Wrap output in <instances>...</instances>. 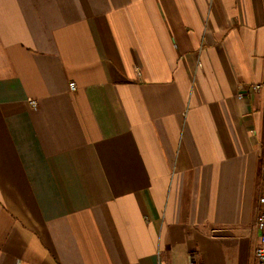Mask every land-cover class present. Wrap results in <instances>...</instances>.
<instances>
[{"label": "crops", "instance_id": "1", "mask_svg": "<svg viewBox=\"0 0 264 264\" xmlns=\"http://www.w3.org/2000/svg\"><path fill=\"white\" fill-rule=\"evenodd\" d=\"M263 157L264 0H0V264H255Z\"/></svg>", "mask_w": 264, "mask_h": 264}, {"label": "built area", "instance_id": "2", "mask_svg": "<svg viewBox=\"0 0 264 264\" xmlns=\"http://www.w3.org/2000/svg\"><path fill=\"white\" fill-rule=\"evenodd\" d=\"M72 90L76 89L75 82L70 83ZM261 87H256L257 89ZM32 104H36V101L31 100ZM261 179H262V192L259 198L260 209L256 220V227L259 234L258 244L254 250L255 264H264V157L261 166ZM16 264H20L19 261ZM191 264H196L194 261H191Z\"/></svg>", "mask_w": 264, "mask_h": 264}]
</instances>
